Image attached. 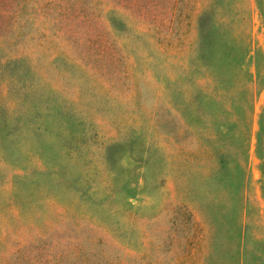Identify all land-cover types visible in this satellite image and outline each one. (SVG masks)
<instances>
[{
  "label": "rangeland",
  "instance_id": "374dc122",
  "mask_svg": "<svg viewBox=\"0 0 264 264\" xmlns=\"http://www.w3.org/2000/svg\"><path fill=\"white\" fill-rule=\"evenodd\" d=\"M0 264H264V0H0Z\"/></svg>",
  "mask_w": 264,
  "mask_h": 264
}]
</instances>
